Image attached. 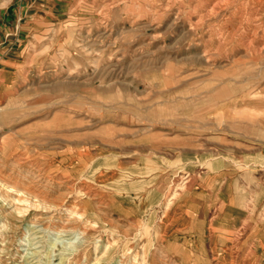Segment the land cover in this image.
<instances>
[{
	"label": "rangeland",
	"instance_id": "rangeland-1",
	"mask_svg": "<svg viewBox=\"0 0 264 264\" xmlns=\"http://www.w3.org/2000/svg\"><path fill=\"white\" fill-rule=\"evenodd\" d=\"M263 46L264 0H0V264H264Z\"/></svg>",
	"mask_w": 264,
	"mask_h": 264
},
{
	"label": "bare ground",
	"instance_id": "bare-ground-1",
	"mask_svg": "<svg viewBox=\"0 0 264 264\" xmlns=\"http://www.w3.org/2000/svg\"><path fill=\"white\" fill-rule=\"evenodd\" d=\"M161 1V0H160ZM226 1V0H225ZM229 1V0H228ZM261 1V0H260ZM215 2V1H214ZM218 2V1H217ZM220 2V1H219ZM221 2H224V1H221ZM216 3V2H215ZM214 3V4H215ZM226 3V2H225ZM85 4V3H84ZM113 4H115V2L113 3ZM112 4V5H113ZM156 4V3H155ZM190 4V3H189ZM206 3H204V5H205ZM207 5V4H206ZM205 5V6H206ZM242 5V4H241ZM161 6V5H160ZM191 6V5H190ZM220 6H221V4H220ZM208 7V6H207ZM213 7V6H212ZM214 7L216 8V5H214ZM219 7V6H218ZM203 8V7H202ZM219 8H221V7H219ZM72 9V8H71ZM153 9V8H152ZM257 9V8H256ZM201 10V9H200ZM203 10H204V8H203ZM217 10V9H216ZM97 11H98V8H97ZM151 11V10H150ZM206 12H208V10L206 11ZM211 12V11H210ZM215 12V11H214ZM213 12V13H214ZM218 12V11H217ZM101 13V12H100ZM199 13V12H198ZM204 13H205V11H204ZM103 14V13H102ZM129 15V14H128ZM201 15V14H200ZM208 15V14H207ZM197 17V16H196ZM253 18V17H252ZM254 18H256V17H254ZM131 19V18H130ZM203 20V19H202ZM238 20V19H237ZM250 20V19H249ZM251 21V20H250ZM188 22V21H187ZM200 22V21H199ZM101 23V22H100ZM223 23H224V21H223ZM247 23V22H246ZM249 23V22H248ZM147 25V24H146ZM189 25V24H188ZM238 25V24H237ZM253 26V25H252ZM99 28V27H98ZM189 28V27H188ZM97 29V28H96ZM191 29H192V27H191ZM250 29V28H249ZM119 31V30H118ZM185 31V30H184ZM249 33L251 32V31H248ZM95 33V32H94ZM218 33V32H217ZM78 34V33H77ZM89 34V33H88ZM232 34V33H231ZM248 34V33H247ZM81 35V34H80ZM97 35V34H96ZM112 35V34H111ZM177 35V34H176ZM103 36V35H102ZM178 36V35H177ZM220 36V35H219ZM218 36V37H219ZM249 36V35H248ZM248 36H246V37H248ZM116 38V37H115ZM220 38V37H219ZM234 38V37H233ZM91 39V38H90ZM174 39V38H173ZM251 39V38H250ZM80 40V39H79ZM86 40V39H85ZM101 40V39H100ZM245 40V39H244ZM105 41V40H104ZM109 41V40H108ZM111 41V40H110ZM88 43V42H87ZM104 43V42H103ZM246 43V42H245ZM76 44H78V43H76ZM242 44V43H241ZM247 46V45H246ZM168 47V46H167ZM253 47V46H252ZM262 48H264V46L262 47ZM89 50V49H88ZM100 50V49H99ZM145 50V49H144ZM258 50H260V49H258ZM143 52V51H142ZM141 52V53H142ZM202 52H204V51H202ZM253 52V51H252ZM245 53V52H244ZM202 54V53H201ZM141 55V54H140ZM97 56V55H96ZM95 56V57H96ZM198 56V55H197ZM163 57V56H162ZM94 59V58H93ZM206 59V58H205ZM96 60V59H95ZM94 60V61H95ZM207 62V61H206ZM73 63V62H72ZM75 63V62H74ZM110 63V62H109ZM257 65V64H256ZM73 67H75L74 65H73ZM94 67H95V64H94ZM69 70V69H68ZM118 70V69H117ZM116 70V71H117ZM115 71V72H116ZM70 72V71H69ZM86 72V71H85ZM99 72V71H98ZM106 72V71H105ZM97 73V72H96ZM68 74H70V73H68ZM104 74V73H103ZM98 75V74H97ZM109 75V74H108ZM114 76V75H113ZM112 76V77H113ZM109 77V76H108ZM65 78V77H64ZM86 78V77H85ZM84 78V79H85ZM76 79V78H75ZM101 79V78H100ZM210 79V78H209ZM218 85V84H217ZM71 89V88H70ZM224 92V91H223ZM17 94V93H16ZM33 97V96H32ZM38 97H40V96H38ZM34 98V97H33ZM120 98V97H119ZM119 98H118V100H119ZM30 99V98H29ZM59 99H61V98H59ZM45 100V99H44ZM64 100V99H63ZM109 100V99H108ZM115 100V99H114ZM8 101V100H7ZM30 101H32L31 99H30ZM35 101H37V100H35ZM72 101V100H71ZM10 102V101H9ZM45 102V101H44ZM47 102V101H46ZM45 102V103H46ZM19 103H20V101H19ZM23 103V102H22ZM13 104V103H12ZM208 104V103H207ZM28 105V104H27ZM19 108V107H18ZM46 108V107H45ZM49 108V107H48ZM35 111V110H34ZM33 111V112H34ZM38 111V110H37ZM31 112V111H30ZM75 113V112H74ZM3 114V113H2ZM19 115V114H18ZM169 115V114H168ZM30 116V115H29ZM6 117V116H5ZM11 117V116H10ZM17 117V116H16ZM23 118V117H22ZM44 118V117H43ZM12 119V118H11ZM5 120V119H4ZM15 120V119H14ZM58 120V119H57ZM6 121H8V117H7V119H6ZM49 121V120H48ZM61 121H63V120H61ZM53 122H55V120L53 121ZM58 122V121H57ZM56 122V123H57ZM64 122V121H63ZM65 123V122H64ZM75 124L77 123V122H74ZM10 124V123H9ZM12 124V123H11ZM44 124H46V123H44ZM58 124V123H57ZM63 124V123H62ZM84 124V123H83ZM217 124V123H216ZM43 125V124H42ZM79 125H81V124H79ZM47 127H49L48 126V123H47V125H46ZM52 126V125H51ZM53 126H55V124L53 125ZM43 127V126H42ZM47 127H46V129H47ZM218 128V127H217ZM41 129V128H40ZM75 129V128H74ZM196 129V128H195ZM29 130H30V128H29ZM25 131V130H24ZM188 131V130H187ZM124 136V135H123ZM164 137V136H163ZM71 144V143H70ZM4 150V149H3ZM78 155H80V154H78ZM141 160V159H140ZM13 161V160H12ZM137 162V161H136ZM63 164L62 163V161H60V162H57V165L59 166V164ZM14 164V163H13ZM53 164H55L56 165V162H54ZM9 165V164H8ZM11 166V165H10ZM204 166V165H203ZM8 167V166H7ZM15 167V166H14ZM4 169V168H3ZM16 169V168H15ZM14 169V170H15ZM35 169V168H34ZM17 170V169H16ZM20 171V170H19ZM82 171V170H81ZM7 172V171H6ZM18 172V171H17ZM25 172H27V171H25ZM15 173V172H14ZM31 173V172H30ZM1 175V174H0ZM17 175V174H16ZM21 175V174H20ZM19 175V176H20ZM24 176H25V174H24ZM29 176V175H28ZM2 177H4V176H2ZM8 177V176H7ZM32 177V176H31ZM20 178H21V176H20ZM24 178V177H23ZM5 179V178H4ZM15 179V178H14ZM1 181V180H0ZM19 181V180H18ZM22 181V180H21ZM3 182V181H2ZM14 182V181H13ZM32 182H33V180H32ZM44 183V182H43ZM4 185H6V184H4ZM24 185V184H23ZM32 185V184H31ZM40 185V184H39ZM27 186V185H26ZM44 186V185H43ZM11 189H14L15 188V186L14 185H10L9 186ZM24 187V186H23ZM34 187H35V185H34ZM42 187V186H41ZM69 187V186H68ZM31 188V187H30ZM51 188V187H50ZM33 189V188H32ZM57 189V188H56ZM37 190V189H36ZM52 191L54 190V189H51ZM50 190V191H51ZM64 190V189H63ZM6 191V190H5ZM4 191V192H5ZM7 191H9V189L7 190ZM51 191V192H52ZM41 192V191H40ZM44 192V191H43ZM1 194H3L2 192H0ZM8 193V192H7ZM14 193L15 194H17V197H16V199H15V202H16V213H25L26 211H27V207H29L30 206V204H31V202H32V200H35L36 199V197H34V196H32L31 194H30V192L26 189L25 191H19V190H17V189H14ZM34 193V192H33ZM36 193V192H35ZM58 193V192H57ZM40 194V193H39ZM44 194V193H43ZM36 195V194H35ZM47 195H49V194H47ZM42 196V195H41ZM90 196V195H89ZM38 197H40V196H38ZM43 197V196H42ZM46 197V196H45ZM49 197H50V195H49ZM48 197V198H49ZM1 198V197H0ZM2 198H4L3 196H2ZM15 198V197H14ZM44 198V197H43ZM52 198V197H51ZM8 199V198H7ZM52 199H54V198H52ZM10 200H13V199H10ZM9 200V201H10ZM58 200V199H57ZM60 200H61V198H60ZM4 202H5V200H3ZM36 201V200H35ZM67 201V200H66ZM11 202V201H10ZM59 202V201H58ZM74 202V201H73ZM243 202V201H242ZM3 204V203H2ZM15 204V203H14ZM43 204V203H42ZM36 206H38V205H36ZM35 207V206H34ZM62 207V206H61ZM242 207V206H241ZM243 208V207H242ZM30 209V208H29ZM42 209V208H41ZM46 209V208H45ZM64 209V208H63ZM123 209V208H122ZM56 210V209H55ZM68 210V209H67ZM177 210H179V212L180 213H188V212H191V210L192 209H190L189 207H185V208H177ZM184 210V212H182ZM5 211V210H4ZM64 211H66V210H64ZM98 211V210H97ZM42 214V213H41ZM51 214V213H50ZM65 214V213H64ZM18 215V214H17ZM68 215V214H67ZM72 215V214H71ZM40 216V215H39ZM44 216V215H43ZM56 216V215H55ZM73 216V215H72ZM77 216V215H76ZM54 217V216H53ZM75 217V216H74ZM106 218V217H105ZM106 219H108V218H106ZM109 220V219H108ZM85 221V220H84ZM105 222V221H104ZM116 223V222H115ZM117 224V223H116ZM127 227V226H126ZM146 227V226H145ZM2 229V228H1ZM124 229V228H123ZM143 229H144V227H143ZM187 229H191V226H188V228ZM23 235V234H22ZM133 237V236H132ZM133 239V238H132ZM149 241V240H148ZM180 244H184V245H187L188 247H189V242L187 241V242H179ZM179 244V245H180ZM148 247V246H147ZM157 249V248H156ZM183 249V248H182ZM185 249V248H184ZM127 250V249H126ZM125 250V251H126ZM125 251H124V253H123V255H124V257H129L130 259H131V261L133 262L132 264H135V262L137 261V259H138V254H133V253H131L130 255H127V254H125ZM158 251V250H157ZM167 251H169V250H167ZM129 252V251H128ZM162 253V252H161ZM182 253H190V251L187 249V247H186V249H185V251H181V252H179V254H182ZM159 255V254H158ZM155 258V257H154ZM157 259V258H156ZM138 264H143V262H140V263H138ZM169 264V263H168ZM172 264V263H171Z\"/></svg>",
	"mask_w": 264,
	"mask_h": 264
}]
</instances>
